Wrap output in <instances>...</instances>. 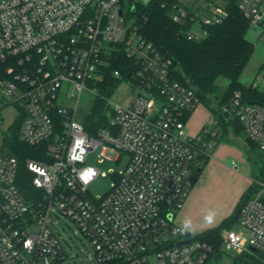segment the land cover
I'll list each match as a JSON object with an SVG mask.
<instances>
[{"label": "built area", "instance_id": "obj_1", "mask_svg": "<svg viewBox=\"0 0 264 264\" xmlns=\"http://www.w3.org/2000/svg\"><path fill=\"white\" fill-rule=\"evenodd\" d=\"M139 2L0 0V111L16 107L19 140L46 146L25 161L40 193L32 203L17 185V159L0 151V264H62L67 256L49 227L56 213L90 242L95 264H209L226 253L236 255L234 264H264V182H252L240 230H223L218 246L190 238L175 222L192 185L188 173L201 155L210 156L218 133L186 131L185 116L200 98L172 78V60L135 30ZM162 7L187 41L203 40L228 16L222 0H168ZM238 8L250 26H264V0H239ZM119 54L132 64L112 76L128 81L130 102L104 98V126L89 135L75 121L78 99L88 84L101 97L97 86ZM219 112L237 117L264 153V105L236 91ZM96 151L99 162L125 161L99 197L89 185L100 172L85 164Z\"/></svg>", "mask_w": 264, "mask_h": 264}, {"label": "trees", "instance_id": "obj_2", "mask_svg": "<svg viewBox=\"0 0 264 264\" xmlns=\"http://www.w3.org/2000/svg\"><path fill=\"white\" fill-rule=\"evenodd\" d=\"M238 1L222 0L228 11L227 18L221 24L210 27L208 36L201 41H187L179 33L180 26L172 22L168 8L162 7V4L168 0H150L145 4L139 2L131 14L137 33L172 60V78L192 88L198 94L200 102L218 115L217 123L224 127L227 121L231 125L232 122L219 112V108L229 101L234 92H241L248 102L264 105V92L245 86L239 81L253 54L254 45L246 39V31L250 25L241 14ZM131 64L119 54L117 60L106 69L104 82L97 86V92L101 97L95 100L91 114L84 124L89 135H95L104 126L106 106L104 98L112 96L121 84V80L112 76V71L118 69L124 73L125 67ZM221 78L228 82L222 91L218 85V80ZM213 104H216L217 108L213 109ZM192 112L186 114L185 121H188ZM21 123L22 116H18L4 134L3 144L5 153L18 161L17 185L21 195L27 203H32L40 193L32 185V174L26 168L25 161L44 155L46 146L45 144L28 146L22 143L18 138ZM218 139L220 136H216L210 142L212 147L207 148L209 155L212 154L214 140ZM209 158L201 155L199 160L206 164ZM252 191L251 185L239 198L231 214L216 227L194 235L185 232L184 234L218 246L221 231L232 228L238 222L240 210Z\"/></svg>", "mask_w": 264, "mask_h": 264}, {"label": "rangeland", "instance_id": "obj_3", "mask_svg": "<svg viewBox=\"0 0 264 264\" xmlns=\"http://www.w3.org/2000/svg\"><path fill=\"white\" fill-rule=\"evenodd\" d=\"M246 39L254 45V49L239 81L245 86H250L252 82H257V76L264 77V26H249ZM257 83V89L264 92V80ZM227 84L225 79H219L220 91L224 90ZM88 88L89 90L81 93L76 105L75 121L82 125L86 124L97 99L96 95L90 92L94 90L95 84H88ZM130 98L129 83L125 80L119 84L111 100L127 105ZM66 104L73 105V102L66 101ZM212 108H217L216 104H213ZM18 115L17 108L14 106L0 111V151L2 152H5V149L1 135L11 128ZM217 120L218 115L200 103L192 112L186 125V131L192 135L201 127H206L216 131L220 136V139L214 140L209 161L206 164L199 163L200 173L194 169L188 173L191 187L193 186L194 189L190 195L193 206L189 219L201 228L219 225L222 219L228 217L241 195L240 191L245 189L244 187L251 179L254 183L264 182V153L246 139L242 130L237 131L228 121L225 127L219 122L214 125ZM96 154L97 151L89 154L85 164L96 167L100 172L89 185L90 194L99 197L111 189L114 182V176L111 173L121 171L125 161L119 165L107 160L99 162ZM50 221L49 227L52 234L67 256L62 264H95L91 259L94 253L92 245L68 218L56 213L54 217L51 216ZM231 229L240 230V226L236 223ZM194 231L197 233V230ZM235 258L234 253H226L219 261L211 259L209 264H234Z\"/></svg>", "mask_w": 264, "mask_h": 264}, {"label": "crops", "instance_id": "obj_4", "mask_svg": "<svg viewBox=\"0 0 264 264\" xmlns=\"http://www.w3.org/2000/svg\"><path fill=\"white\" fill-rule=\"evenodd\" d=\"M189 120V119H188ZM188 122V121H187ZM187 122H186V125H187ZM202 128V127H201ZM200 128V129H201ZM199 129V130H200ZM199 130L195 133V134H193V135H196L198 132H199ZM188 132V131H187ZM190 134V133H189ZM190 135H192V134H190ZM194 170H196L197 172H199L200 173V169L199 168H197V169H194ZM251 184H252V179L250 180V182H249V184L248 185H246V187H244L245 189H243V190H241L240 191V193L239 194H241L240 195V197L242 196V194L249 188V186H251ZM193 187V186H192ZM191 187V189L189 190V194H188V196H187V198H186V200L184 201V203H183V206H182V208L176 213V215H175V222L180 226V228L182 229V231L183 232H185V233H188V234H192V235H194V234H198V233H201V232H203V231H205V230H207V229H210V228H213V227H216V226H214L213 224V226H208L207 228H201V227H198V225H196L193 221H191L190 219H189V214H190V212H191V208H192V202L190 201L191 199H190V195L192 194V191L194 190L193 188ZM239 197V198H240ZM239 200V199H238ZM238 200L236 201V203L238 202ZM236 203H235V205H236ZM235 207V206H234ZM233 207V208H234ZM232 211H233V209H232ZM223 220V219H222ZM221 220V221H222ZM220 221V222H221ZM219 222V223H220ZM194 230H197L196 232L197 233H195V231H194V233H192Z\"/></svg>", "mask_w": 264, "mask_h": 264}, {"label": "water", "instance_id": "obj_5", "mask_svg": "<svg viewBox=\"0 0 264 264\" xmlns=\"http://www.w3.org/2000/svg\"><path fill=\"white\" fill-rule=\"evenodd\" d=\"M128 1H130V0H128ZM143 3H146L147 2V0H141ZM225 118L226 119H229V116H225ZM231 122H232V125L234 126V128L237 130V131H240V130H242L243 129V127H242V124H241V122L239 121V119L237 118V117H233L232 119H231Z\"/></svg>", "mask_w": 264, "mask_h": 264}]
</instances>
